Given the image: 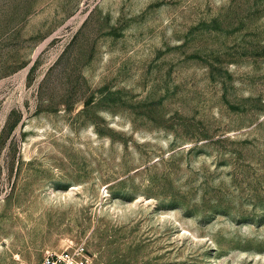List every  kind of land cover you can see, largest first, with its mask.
<instances>
[{"label": "rangeland", "instance_id": "obj_1", "mask_svg": "<svg viewBox=\"0 0 264 264\" xmlns=\"http://www.w3.org/2000/svg\"><path fill=\"white\" fill-rule=\"evenodd\" d=\"M264 264V0H0V264Z\"/></svg>", "mask_w": 264, "mask_h": 264}, {"label": "built area", "instance_id": "obj_2", "mask_svg": "<svg viewBox=\"0 0 264 264\" xmlns=\"http://www.w3.org/2000/svg\"><path fill=\"white\" fill-rule=\"evenodd\" d=\"M88 250L83 243H78L59 253L49 254L42 264H87Z\"/></svg>", "mask_w": 264, "mask_h": 264}, {"label": "bare ground", "instance_id": "obj_3", "mask_svg": "<svg viewBox=\"0 0 264 264\" xmlns=\"http://www.w3.org/2000/svg\"><path fill=\"white\" fill-rule=\"evenodd\" d=\"M88 255L91 257L92 253L89 251V252H88Z\"/></svg>", "mask_w": 264, "mask_h": 264}]
</instances>
